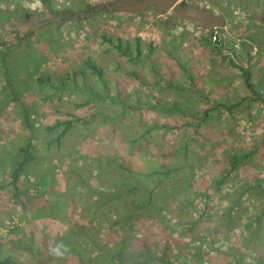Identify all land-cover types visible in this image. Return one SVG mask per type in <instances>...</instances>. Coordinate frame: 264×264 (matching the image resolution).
Instances as JSON below:
<instances>
[{"label":"rangeland","instance_id":"obj_1","mask_svg":"<svg viewBox=\"0 0 264 264\" xmlns=\"http://www.w3.org/2000/svg\"><path fill=\"white\" fill-rule=\"evenodd\" d=\"M49 1L52 12L41 0H0V44L17 42L26 32H33L28 42L10 48L6 60L0 58V78H5L7 69L15 71L11 78H18L23 89L32 93V102L40 107L34 137L38 148L44 150L64 128L47 131L45 127L73 121L60 150L50 153L49 159L55 157V161L46 164L40 174L48 171L60 175L74 170L83 173L88 184L96 167L102 169L103 178L119 176L107 169L106 155L118 156L142 176L167 164L186 162L184 174L187 179L190 176L198 196L183 198L192 201L185 210L168 208L173 238L183 243L203 239L204 252H211L214 246L232 249L237 254L233 256H244L255 264L258 259L254 252L264 245V229L256 239L251 238L258 228L256 217L264 212V104L247 100L251 94L243 85L239 68L251 74L256 92L264 96V0H176V6L190 4L224 17V25L215 31L221 42L217 49L211 43L213 29H198L156 6L134 9V0ZM117 45L127 51L126 56L114 47ZM89 59L101 69L104 83L85 65ZM39 77L77 78L79 87L91 88L96 94L106 91L110 98L94 100L83 107L91 93L87 96L77 89L56 90L36 83ZM158 79L165 82L161 84ZM174 101L197 110L209 108L211 101L227 107L239 105L232 113L215 111L203 123L198 138L192 129L181 126L186 123L182 117L173 118L175 115L154 109L156 103L167 108ZM128 105L142 107L132 111L126 108ZM95 113L98 116L87 121ZM3 123L18 138L26 136L15 107L8 111ZM160 125L180 129L155 128ZM152 126L154 129L148 132ZM113 128L115 132L108 134ZM182 144L184 148L174 159L156 157ZM185 148L187 156L182 158ZM231 155L240 158L235 165L228 161ZM57 157L62 163L56 161ZM97 158L100 166L92 162ZM67 177L72 187L69 194L74 196L73 208L63 191L59 202L48 194L45 200L52 199L51 205L59 209L37 216L32 225L4 200L0 208V262L32 264L35 258L50 255V246L60 242L73 249L70 242L78 240H65L70 220L85 223L92 234L114 242L111 236L121 231L114 225L118 219L114 206L119 200L91 217L92 208L84 212L89 209L85 206L93 204L97 197H89L81 182L75 185L79 181L73 173ZM8 182L9 173L3 167L0 185ZM91 185L95 192L101 190L99 183L92 181ZM5 189L1 191L5 195L11 191L9 187ZM229 211L232 224L227 226L224 222ZM16 212L17 216L11 215ZM260 224L264 226V220ZM77 243L86 261L96 264L94 255L86 252L90 249ZM49 258L67 262L63 255Z\"/></svg>","mask_w":264,"mask_h":264},{"label":"trees","instance_id":"obj_2","mask_svg":"<svg viewBox=\"0 0 264 264\" xmlns=\"http://www.w3.org/2000/svg\"><path fill=\"white\" fill-rule=\"evenodd\" d=\"M41 2L47 10L53 11L49 0H41ZM212 33L213 37L211 43H213L217 49L220 47L221 42L214 30H212ZM32 35L33 32H26L17 42L2 41L0 44V58L6 60L10 48L15 49L21 43L28 42ZM104 40L112 44L111 40ZM114 47L121 55H127V51L122 50L119 45ZM85 65L97 77L96 79L99 82L104 83L102 71L93 61L89 59L85 62ZM239 70L242 73L243 85L251 94L250 98L247 100L249 102L259 101L264 104V96L256 92L251 74L243 67H240ZM13 73H15V71L9 72L7 69L5 78H0V169L4 167L9 173V182L7 185L1 184L0 186V208H2L1 206H3L4 200H6L10 204L11 210L14 209L19 213H23L22 211L25 209H31V211H35L36 217L41 214H53V211H57L59 208L55 209L54 206L51 205L52 199L45 200V196L50 194L52 196L51 198H55L59 202L58 199L62 197L63 191L65 193V199L67 198V202L72 209V197L74 196L72 195L73 193L69 194V190L72 187L67 184V175L73 173L76 180L79 181L78 184L75 185L78 186L81 182L82 188L86 189L89 197L93 195L97 197L95 198L96 200H92L94 205L88 203L85 206L89 209L84 212H88L90 208H92L91 217H94L99 210L104 209L108 204L113 203L114 200H119L114 206V212L118 217L114 225L120 227L121 231L119 235L111 236V239L114 240L113 243L109 241V239L103 238L102 235L98 236L92 234L90 228L85 223L77 220H70L67 224V231L69 234L66 235L67 237L65 240L75 238L80 241L82 248H86L87 246L91 251L86 250V252L94 255V260L97 261L96 264H251L245 260L244 256H235L237 254L230 248V250L226 251L221 249V247L216 248L214 246L211 252H204L203 248L206 242H204L203 239H190V242L183 243L182 240H175L173 238L171 234V226L173 225L171 219L168 217V208L178 206L185 210L192 205V201L189 202L183 200V198L185 196L192 198L198 196L195 194L194 186L191 185L190 176L187 179L188 175H186V173L184 174V171L186 172L187 170L186 162L176 165L167 164L162 166L159 170H154L142 176L140 173L134 172L130 166L119 160L118 156L111 157V155H106L105 160L109 165L107 169L112 171V174H119V176H115L113 179H107L106 176L103 178L102 169L96 167L95 169L97 171L94 170V173L91 174L92 179L88 184L85 182L88 179L82 176L83 173L81 174V172L78 173L74 170L62 171L60 175H57L56 172L49 174L48 171H43L40 174V171L43 170L46 164L48 166L53 160L55 161V157L49 159L50 153L60 150L62 138L72 127L73 121L65 120L57 122L54 126L45 127L47 131H54L64 126L61 133L58 134L53 141H49L46 144L44 150L39 149L38 143L34 137L35 132L38 130L36 128V122L38 121L36 113L40 110V107H37L36 102H32V93L23 89L22 83L18 78H11ZM76 80L77 78H35L36 83L52 86L56 90L64 91L66 89H77L81 95L87 96L88 93H91L92 98L88 97L89 100H86L85 103L82 104L83 107L91 105L94 100H109L110 97L106 91L102 94H96L95 90L91 88L83 89L79 87V85L76 84ZM158 80H160L159 83L161 84L165 82L163 79ZM192 82L194 86L197 85L194 81H191V83ZM208 104H210L209 108L197 110L194 108L195 106L188 108L186 105H180L174 101L173 105L167 108L159 106V103H156L154 109L175 115L173 118L182 117L186 123L181 126L183 128L192 129L196 137L199 138L203 123L210 118L215 111L221 112V110L224 109L227 113H232L237 105H239V102L228 107L219 103L214 104L212 101ZM13 107L18 110L21 127L26 132V136L22 139L18 138L17 133L12 134L10 127H6L3 123L4 117H6L8 111ZM138 107L139 108L131 105L126 106L128 110L132 111L141 109L140 107L142 106L139 105ZM97 116L98 114L95 113L89 116L87 121L90 118L95 119ZM104 119L109 120L106 117H104ZM155 128L165 130L180 129L179 127L168 125H160ZM153 129L154 126L148 128L147 131L151 132ZM112 130L113 132H108V134L115 132L114 128ZM186 142L189 143L188 141ZM54 144L55 146L52 147ZM183 148L184 144L178 149H169L159 153L156 157L160 160L162 158L172 160ZM186 149L187 148L184 150L182 158H186L187 156ZM246 156L249 157V155ZM238 159L240 158L237 155H231L228 161L235 165ZM56 161L62 163L63 160L57 157ZM92 162L100 166L98 165V162H100L98 158ZM92 181L99 183L101 185V190L95 192L91 185ZM75 185L73 187H76ZM6 187H9L11 191L5 195L1 191L6 190ZM262 194L264 195V190H262ZM244 195H246V192ZM68 197H70V200H68ZM263 197L264 196H261V199H263ZM233 207L234 205H232V209ZM206 210L207 208H205V212ZM229 210H231V208ZM13 214L16 216L18 215L17 212L11 213V215ZM228 214L230 216L227 217L224 224L230 226L232 224L233 215L230 211ZM138 215L142 216L138 217ZM262 220H264V212L258 213V217H256L258 228L251 236L253 240L261 235V229H264V226L260 224ZM180 225H185V223L181 222ZM190 227L192 228L193 225ZM261 240L264 241V236L261 237ZM78 241H71L70 244L73 246V249H67V251H65L66 253H63L64 259H66L67 262L57 263L49 258L53 256L50 254L51 256L43 255L42 258H35L32 264H44V262H47L46 264H90V261H86V256L81 252V248H78ZM214 243L216 245L217 241H214ZM263 246L258 248L256 252L253 251L257 254L258 259L255 264H264V248L260 250ZM0 264H7V262L2 260Z\"/></svg>","mask_w":264,"mask_h":264},{"label":"water","instance_id":"obj_3","mask_svg":"<svg viewBox=\"0 0 264 264\" xmlns=\"http://www.w3.org/2000/svg\"><path fill=\"white\" fill-rule=\"evenodd\" d=\"M134 2V9L143 10L149 6H156L161 12H170L173 17H178L191 23L198 29H213L217 31L224 23V17L211 10L190 4L176 6V0H143Z\"/></svg>","mask_w":264,"mask_h":264},{"label":"crops","instance_id":"obj_4","mask_svg":"<svg viewBox=\"0 0 264 264\" xmlns=\"http://www.w3.org/2000/svg\"><path fill=\"white\" fill-rule=\"evenodd\" d=\"M24 211H22L24 216L23 215L21 216L23 221L26 222L27 224H31V225L33 223H35L36 222V218H37L35 216V213L33 211H31V209H25ZM20 214H22V213H20Z\"/></svg>","mask_w":264,"mask_h":264},{"label":"clouds","instance_id":"obj_5","mask_svg":"<svg viewBox=\"0 0 264 264\" xmlns=\"http://www.w3.org/2000/svg\"><path fill=\"white\" fill-rule=\"evenodd\" d=\"M61 249H63L64 251H67L66 246H65L62 242H60V243H58V244H56V245H54V246H50V248H49V253H50L51 255H54V256L60 257V256L63 255Z\"/></svg>","mask_w":264,"mask_h":264}]
</instances>
